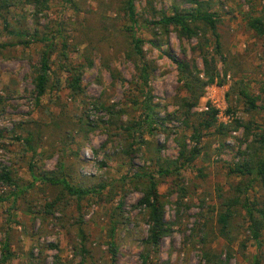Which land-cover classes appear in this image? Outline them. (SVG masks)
I'll use <instances>...</instances> for the list:
<instances>
[{
    "label": "rangeland",
    "instance_id": "374dc122",
    "mask_svg": "<svg viewBox=\"0 0 264 264\" xmlns=\"http://www.w3.org/2000/svg\"><path fill=\"white\" fill-rule=\"evenodd\" d=\"M123 1L0 0V172L9 171L17 185L0 182V193L18 192L0 203V259L7 240L5 264H142L148 224L138 203L145 175H152L171 233L151 264H264V229L259 243L253 240L240 209L225 233L217 223L234 186L247 184L229 168L264 135V36L247 26L250 17L264 18V0H134L155 118L162 120L155 130L145 122L140 62L125 30ZM198 7L218 18L220 54L202 24L191 38L178 28L164 36L146 25ZM46 50L50 80L37 102L34 79ZM170 56L196 63L192 91L199 101L190 110ZM72 68L81 72L77 93L68 88ZM209 108L217 114L207 128ZM179 142L199 154L177 174ZM60 163L72 184L94 193L75 199L59 188H29L30 166L42 174L57 172ZM160 169L173 174L159 176ZM245 195L264 210L258 182ZM53 201L54 208H45ZM81 214L88 255L77 235Z\"/></svg>",
    "mask_w": 264,
    "mask_h": 264
},
{
    "label": "trees",
    "instance_id": "16d2710c",
    "mask_svg": "<svg viewBox=\"0 0 264 264\" xmlns=\"http://www.w3.org/2000/svg\"><path fill=\"white\" fill-rule=\"evenodd\" d=\"M48 0H33L34 3L38 4L40 2H47ZM122 9L127 16L129 25L125 28L126 32L130 38V45L133 54H135L140 62L139 78L142 82V92L144 96V101L142 103L143 109L146 111V124L151 128V130L156 129V125L160 122L155 118L156 105L152 103L151 91L149 89V76L151 67L146 63L143 56V45L145 44L144 39H142L138 32L141 25L138 24L135 14L134 0H124L122 4ZM218 18L214 13H208L201 11L198 7L193 11H186L184 13L175 12L173 15L166 16L162 15L158 21L147 22V26L151 27L152 30H158L162 32L164 36H167L170 27L178 28L180 36L191 38L197 34L198 24H202L211 33L213 41L215 44V51L220 54V42L219 34L217 32ZM248 28L253 31L257 36H264V18L263 17H250L247 23ZM151 45H155V40H150ZM50 55L49 50L43 51L40 57V66L38 73L34 79V91L37 102L41 97H43L47 91L49 83V72H50ZM171 57V56H170ZM172 61L176 65L177 72L179 74L180 80L183 81V86L189 93L190 99L185 102V107L187 110L196 107L199 101V97L195 96L192 91V85L197 80V66L195 61H186L185 59H177L171 57ZM205 67L208 64L206 57L203 58ZM68 72H71L70 79L68 81V88L73 92L77 93L81 91V72L72 68ZM247 98L248 104L251 108H254V99L244 95ZM209 122H207V128L212 127L216 122L217 112L213 108H209L208 113ZM156 124V125H155ZM138 126V124H134ZM195 137L194 139H197ZM32 138L26 140V144L29 148L33 149L31 146ZM259 146L256 147L254 144L250 145L248 150L251 152L246 158H244L241 163L235 164L233 167L229 168V174L247 179V184L244 188L239 185L234 186L233 197L227 201L224 205L225 209L218 214L217 223L220 226V233H225L226 229L229 227L231 220L234 216L236 209H240L244 212L246 220L248 222V230L250 232L251 238L259 243L261 236V231L264 229V210L255 207V204L250 202L245 192L252 187L253 183L258 182L264 188V135L259 138ZM199 152L196 148L189 149L187 145L183 142H179V153L173 165L175 166L174 172L179 173V171L192 164ZM64 165L59 164V169L57 172L35 174L33 167L30 166V174L32 177V182L29 183V188L34 187L37 184L46 185L49 187L59 188L63 194L68 195L71 198L82 199L87 195L94 193L92 189H86L80 185L72 184L69 180V175L65 173ZM173 174L172 171L168 169H160L158 171L159 176H167ZM147 179V185L144 190V195L139 201V206L146 210L147 224H148V234L145 241L147 252L141 255L142 264H151V256L158 253V249L162 239L168 237L171 233V223H166L164 220V205L160 202V196L157 189V182L152 175H145ZM0 182L9 187L17 188L15 181L13 180L11 173L9 171L0 172ZM176 190L179 192L180 197H184L185 189L178 185H175ZM6 194V193H5ZM0 193V203L8 202L11 197L16 199L18 192L12 191L5 195ZM56 202L53 201L45 205V208L52 209L55 207ZM79 228L78 237L81 242V253L82 255H88V251L85 248L84 242L86 240L85 233L81 227L82 225V214L79 215ZM111 246V257L114 259L115 251L112 243ZM11 257V252L9 250L7 240H4L1 247V259L0 263L5 264ZM84 259V256H83Z\"/></svg>",
    "mask_w": 264,
    "mask_h": 264
}]
</instances>
